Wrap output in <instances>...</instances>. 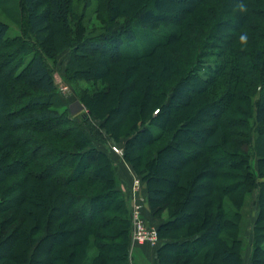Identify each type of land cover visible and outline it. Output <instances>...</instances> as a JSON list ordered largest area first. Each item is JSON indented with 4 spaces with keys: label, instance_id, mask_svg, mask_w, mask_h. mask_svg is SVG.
Here are the masks:
<instances>
[{
    "label": "trees",
    "instance_id": "obj_1",
    "mask_svg": "<svg viewBox=\"0 0 264 264\" xmlns=\"http://www.w3.org/2000/svg\"><path fill=\"white\" fill-rule=\"evenodd\" d=\"M98 1L116 25L120 18L125 24L91 31L85 55H110L108 70L122 79L126 60L140 64L157 52L162 71L172 61L178 71L165 81L148 75L142 94L129 90L139 87L137 79L119 87L114 81L118 96L105 112L97 104L112 83L88 91L82 99L92 116L74 117L56 95L42 54L30 58L18 77L42 95H32L19 112L1 108L9 139L0 142V245L6 250L0 264H132L130 212L118 167L95 144L104 137L99 126L126 139L124 158L146 182L165 239L158 264H242L255 190L251 260L264 264V0ZM23 2L41 44L53 37V23L70 29L75 16L86 14L72 0H47L43 10L37 9L41 0ZM170 4L178 9L164 18L162 8ZM9 31L0 19L4 46ZM24 232L28 249L8 257L14 236Z\"/></svg>",
    "mask_w": 264,
    "mask_h": 264
},
{
    "label": "rangeland",
    "instance_id": "obj_2",
    "mask_svg": "<svg viewBox=\"0 0 264 264\" xmlns=\"http://www.w3.org/2000/svg\"><path fill=\"white\" fill-rule=\"evenodd\" d=\"M72 2L74 5H79V11L82 14L86 13L85 16L81 19H78L75 16L72 20L70 29L66 28L60 23H53V37L47 43L41 44L38 40H36V38L31 34L29 30L28 14L23 0H0V19L8 22L10 26L9 37L7 41V44L9 46H4L5 44H3L2 42L0 43V64L3 61L5 62L12 59L11 63L9 64L12 65V68H9V65L6 66L5 69H2V67H0V142H8L9 139V133L4 129L5 122H3L2 118V106H6L10 111L18 110L19 112V109H24L25 107H29L28 105H31V103H26L32 95L40 97V95H42L43 93L33 90L23 81V77H18L19 73L23 70V67L26 66L30 58L35 53L42 54L46 61V64L53 72L57 85L55 92L63 102V104L65 106H68L69 108L72 102L79 99L85 105L82 111L72 115L74 117H81V115L83 114H86L89 117L92 116L91 108L87 105L86 101H83L82 99V96L84 95L88 97L90 93L88 91H91V93L96 91V89H98V91H104L107 85L109 83H112L113 89L110 94L106 95L107 93H101V98L99 99L97 104L98 108L101 109L100 112H105L107 110H110L109 108H112V106L115 105L114 101L118 96L116 87L114 88V81L117 80V87H119L122 85H128L129 83H131V81L137 79L140 83L138 87L139 89L136 86H133L134 88H130L129 90L134 94H142L145 88L146 90L149 88V82L147 81L148 75L151 80L160 77L165 81L168 72L178 71V66L176 67L174 61L171 62L169 67L165 68L166 71H162V69L160 68L162 63L159 62V60L161 61V57L157 52L150 56H146L140 64H138V62L134 60H126V69L125 73H123V75H126L125 79H122V77L119 78L118 73L116 74L115 72V69L111 70V72L108 70V66L110 67L111 62L108 60L110 55H107V57L104 56V58H94L92 56L85 55V51H88V53H90V51L85 48V46L83 45V41L84 38L87 35H90L91 31L93 30L97 32L102 31L105 33H109L110 31L117 29L121 30L123 25L125 24V19L120 18L118 20V24L116 25V22H114L111 19L110 15L105 12V9L103 7V9H100L98 0H72ZM46 5L47 0H41V3L37 9L43 10L45 9ZM174 7L175 6L173 4H170L168 6H165V8H162L163 17L169 18V14H171L172 11L178 9ZM97 10H99V16ZM163 25V28L169 27L167 24ZM177 46L178 45L175 44L174 47L178 48ZM157 65H160V67H158ZM118 70L120 74V70L122 71L123 69L121 67ZM127 88L129 87L127 86ZM122 96L124 99L125 96L123 94L120 96V98ZM91 119L96 125H99V123L103 121L100 118ZM84 125L89 130V132L93 134L88 124L84 123ZM195 126H200V124L195 123ZM99 130L102 132L104 137L102 139H96L95 144L110 152L118 169L120 166L125 167V165H130L128 167L131 173L130 185L128 186V188H125L122 185L128 208L130 205V198L132 197L131 183L133 178L132 173H134L140 176L143 180V187L140 194H142L144 197L145 208L146 204L149 202L148 205L150 207V213L152 215L151 204L148 200V189L145 180L138 172H136L133 165L125 160L124 154L121 156L120 154H116L111 150V146L114 144L121 146L124 150L126 139L124 137L120 138L119 140L115 139L110 134H108L106 128H103L102 126H99ZM17 193L18 190H15L11 194V197L14 198ZM257 193L258 190H255L253 196H251L252 198H249L250 202L247 207L249 220L248 227L246 229V235L248 239H246L244 246L242 264H253L251 260V256L253 254L251 243L253 237V224L255 222L257 208L255 202ZM144 212L146 214L145 209ZM154 217L160 219L161 221L160 217ZM149 220L155 225L159 224H157V222H154L152 218H149ZM28 238L29 234L26 232L22 233L20 237L14 236V251H11L10 254H8V257H11V255L15 256L17 253L27 250L29 244V241L27 240ZM164 241L165 239H163V243ZM2 245L3 244L0 245V263L4 259L6 260L5 256L1 257V255L5 253H3V251H6L4 249L5 247Z\"/></svg>",
    "mask_w": 264,
    "mask_h": 264
},
{
    "label": "built area",
    "instance_id": "obj_3",
    "mask_svg": "<svg viewBox=\"0 0 264 264\" xmlns=\"http://www.w3.org/2000/svg\"><path fill=\"white\" fill-rule=\"evenodd\" d=\"M112 152L124 154V150L121 146L114 144L111 146ZM130 165L128 164V167ZM132 183L131 191L132 197L130 198V218L132 222L131 228V245L136 244H148L152 246H157L160 243V235L158 230V225L150 222L149 218L146 216L145 201L142 194H140L143 187V180L137 174L132 173Z\"/></svg>",
    "mask_w": 264,
    "mask_h": 264
},
{
    "label": "crops",
    "instance_id": "obj_4",
    "mask_svg": "<svg viewBox=\"0 0 264 264\" xmlns=\"http://www.w3.org/2000/svg\"><path fill=\"white\" fill-rule=\"evenodd\" d=\"M118 170L121 176L122 185L125 188H128L131 182V173L128 169V165H125V167L120 166ZM148 203L146 204V208H145L146 215L148 216V218H152L154 222H157L158 224L160 222V219H157L151 215L150 207ZM162 244H163V239L160 241L158 246H152V245L150 246L148 244L130 245V258L132 264H158V249Z\"/></svg>",
    "mask_w": 264,
    "mask_h": 264
},
{
    "label": "clouds",
    "instance_id": "obj_5",
    "mask_svg": "<svg viewBox=\"0 0 264 264\" xmlns=\"http://www.w3.org/2000/svg\"><path fill=\"white\" fill-rule=\"evenodd\" d=\"M238 8H239V11H240L241 13H245V12L248 11L247 6H246L243 2H241V3L238 4ZM239 40H240V42H241L242 44H245V45H246V44L248 43V35H247V33H242V34L239 36Z\"/></svg>",
    "mask_w": 264,
    "mask_h": 264
},
{
    "label": "water",
    "instance_id": "obj_6",
    "mask_svg": "<svg viewBox=\"0 0 264 264\" xmlns=\"http://www.w3.org/2000/svg\"><path fill=\"white\" fill-rule=\"evenodd\" d=\"M85 105L82 103L81 100H75L70 104V109L72 114H77L78 112L84 109Z\"/></svg>",
    "mask_w": 264,
    "mask_h": 264
}]
</instances>
